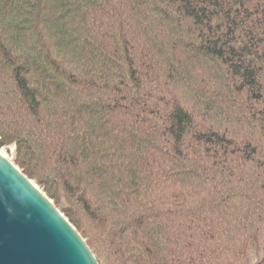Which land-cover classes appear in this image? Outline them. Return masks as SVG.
Masks as SVG:
<instances>
[{"label": "trees", "instance_id": "1", "mask_svg": "<svg viewBox=\"0 0 264 264\" xmlns=\"http://www.w3.org/2000/svg\"><path fill=\"white\" fill-rule=\"evenodd\" d=\"M3 146L99 264H264V0H0Z\"/></svg>", "mask_w": 264, "mask_h": 264}, {"label": "water", "instance_id": "2", "mask_svg": "<svg viewBox=\"0 0 264 264\" xmlns=\"http://www.w3.org/2000/svg\"><path fill=\"white\" fill-rule=\"evenodd\" d=\"M0 264H99L53 202L1 155Z\"/></svg>", "mask_w": 264, "mask_h": 264}, {"label": "rangeland", "instance_id": "3", "mask_svg": "<svg viewBox=\"0 0 264 264\" xmlns=\"http://www.w3.org/2000/svg\"><path fill=\"white\" fill-rule=\"evenodd\" d=\"M0 151L2 152V154H3L2 156L4 158H6L8 161H10V162H12L14 164L15 151H14V147L13 146H3V147H0ZM61 208H62V205H60V206L57 207L58 210H60ZM96 255H97V253L95 252L94 256L96 257ZM255 259H256L255 244H254L253 241H251L249 243V245H248L247 251H246L243 259H241V261L239 263H237V264H253L255 262ZM101 261L103 262L102 259H101Z\"/></svg>", "mask_w": 264, "mask_h": 264}, {"label": "bare ground", "instance_id": "4", "mask_svg": "<svg viewBox=\"0 0 264 264\" xmlns=\"http://www.w3.org/2000/svg\"><path fill=\"white\" fill-rule=\"evenodd\" d=\"M0 155H1V156L3 155L1 151H0Z\"/></svg>", "mask_w": 264, "mask_h": 264}]
</instances>
